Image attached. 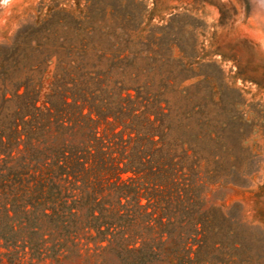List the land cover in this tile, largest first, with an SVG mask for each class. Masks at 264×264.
Here are the masks:
<instances>
[{"label": "rangeland", "instance_id": "rangeland-1", "mask_svg": "<svg viewBox=\"0 0 264 264\" xmlns=\"http://www.w3.org/2000/svg\"><path fill=\"white\" fill-rule=\"evenodd\" d=\"M86 32L103 48L114 36L124 54L146 49L170 77L192 148L191 219L161 230L136 220L103 241L78 224L55 239L42 218L38 235L30 210L0 206V264H264V0H0V103L23 82L41 79L46 92L56 61L45 67L46 52Z\"/></svg>", "mask_w": 264, "mask_h": 264}, {"label": "trees", "instance_id": "trees-1", "mask_svg": "<svg viewBox=\"0 0 264 264\" xmlns=\"http://www.w3.org/2000/svg\"><path fill=\"white\" fill-rule=\"evenodd\" d=\"M89 23L76 21L86 28ZM106 39L103 48L86 32L75 38L77 45L49 50L45 67L53 56L56 61L48 90L42 92L39 79L2 97L0 206L6 215L30 210L40 236V218L55 239L81 224L96 232L89 239L100 241L123 234L136 220L161 230L191 219L192 148L181 139L183 124L166 97L170 77L162 76L161 65H150L146 49L124 54L114 36ZM34 53L39 57L43 50ZM41 65L38 59V73L45 71ZM183 128L193 135L190 124ZM84 208L88 214L81 218Z\"/></svg>", "mask_w": 264, "mask_h": 264}]
</instances>
